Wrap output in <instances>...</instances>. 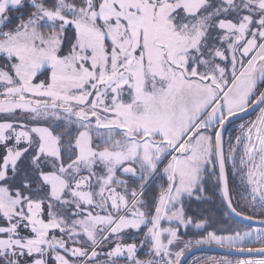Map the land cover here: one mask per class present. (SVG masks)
I'll use <instances>...</instances> for the list:
<instances>
[{"label": "snow or ice", "instance_id": "obj_1", "mask_svg": "<svg viewBox=\"0 0 264 264\" xmlns=\"http://www.w3.org/2000/svg\"><path fill=\"white\" fill-rule=\"evenodd\" d=\"M215 199L264 225V0H0V264H264Z\"/></svg>", "mask_w": 264, "mask_h": 264}, {"label": "water", "instance_id": "obj_2", "mask_svg": "<svg viewBox=\"0 0 264 264\" xmlns=\"http://www.w3.org/2000/svg\"><path fill=\"white\" fill-rule=\"evenodd\" d=\"M254 115V114H253ZM249 117H245V119H247ZM239 118H237L236 122H239ZM225 210L226 206H224ZM229 217L235 221L236 223H239L240 225H245V224H249L250 222L248 221H243L241 218H237V217H233L230 213H229ZM251 227L254 228H264V225L259 224L257 222H251L250 223ZM199 254H208V255H214V256H222V257H229V258H234V259H239V258H248V255L245 254H240L234 250H229V249H221L218 247H198V248H193L189 253H186V256L184 258L185 264L187 263V261H189L192 257L199 255Z\"/></svg>", "mask_w": 264, "mask_h": 264}, {"label": "rangeland", "instance_id": "obj_3", "mask_svg": "<svg viewBox=\"0 0 264 264\" xmlns=\"http://www.w3.org/2000/svg\"><path fill=\"white\" fill-rule=\"evenodd\" d=\"M239 122H237V124H238ZM231 166V165H230ZM209 201H207V202H204V203H202V204H205V203H208ZM219 202H221V201H219ZM195 203H197L196 205H192V204H194V203H192L191 204V206L189 207V209H188V211H189V213H192V214H194V215H196V216H198V209H199V204L201 203V202H195ZM217 209H218V212H220L222 215L224 214V209H223V205L221 204L220 205V207H216ZM217 211H214L213 212V214L216 216V214L218 213ZM213 219V218H212ZM210 220V223L214 226V227H216L217 229H222L223 227H220L217 223H216V221L213 219V220ZM223 223L222 224H227V222L225 221V217L223 216V221H222ZM219 224L221 225V223L219 222ZM222 226V225H221ZM209 230H211V229H209ZM197 231H200V232H202L203 231V229H200V230H196V229H193V228H191V227H189L188 229H181V232H184L186 235H185V239H188V238H192L193 237V234L195 233V232H197ZM190 234H191V236H190ZM188 236V237H187ZM200 247H216V246H209V245H204V246H200ZM214 258H216V259H218L219 257H214ZM213 259V258H212ZM208 260H211V258H207V257H204V256H202V257H197V258H195V259H193L192 261H190L191 263L190 264H192L193 263V261H200V262H204V261H208Z\"/></svg>", "mask_w": 264, "mask_h": 264}, {"label": "trees", "instance_id": "obj_4", "mask_svg": "<svg viewBox=\"0 0 264 264\" xmlns=\"http://www.w3.org/2000/svg\"><path fill=\"white\" fill-rule=\"evenodd\" d=\"M240 122V121H239ZM237 123V122H236ZM230 131H231V126H230ZM227 135H228V133H226V138H227ZM231 167H230V165H229V169H230ZM237 185H238V182H237ZM232 194H233V197H236V198H238L239 196L237 195V190H235V188L233 189V192H232ZM220 200L219 199H215V200H210L208 203H210V204H215V203H218ZM197 203H194V204H192L193 206L194 205H196ZM218 212V211H217ZM190 215H193L192 213H189ZM214 216V220L216 221V223L218 224V225H220L219 224V222L221 223V225H220V227H225V226H235L236 225V223L234 222V221H232V220H229V222H228V225L226 224H222V221H223V216L221 217V214H220V212H218L217 214H216V216L215 215H213ZM220 218V219H219ZM212 219V218H211ZM213 220V219H212ZM242 227V226H241ZM190 236H191V234H190ZM188 237V236H187ZM202 256H204V257H207V258H213L214 259V257H219V258H221L222 256H213V255H208V254H199V255H197V256H194V257H192L186 264H190L191 262L190 261H192L193 259H195V258H197V257H202Z\"/></svg>", "mask_w": 264, "mask_h": 264}, {"label": "flooded vegetation", "instance_id": "obj_5", "mask_svg": "<svg viewBox=\"0 0 264 264\" xmlns=\"http://www.w3.org/2000/svg\"><path fill=\"white\" fill-rule=\"evenodd\" d=\"M248 119V118H247ZM232 127V126H231ZM231 167V166H230ZM236 190V189H235ZM234 199L235 200H239V197L238 198H236V197H234ZM220 205H221V202H218V203H215V204H210V203H205V204H202V203H200L199 204V209H198V216H203V212H208V214H209V220H211V218L213 217V212L214 211H218V209L216 208V207H220ZM241 206H243V203L241 202ZM223 209H224V213L226 212V210H225V208H224V206H223ZM246 211H248L247 209H246ZM221 214V213H220ZM222 216H224L225 217V221L227 222V225H228V222H229V220H232L229 216H225L224 214L222 215L221 214V217ZM220 219V218H219ZM233 221V220H232ZM235 222V221H234ZM236 223V222H235ZM237 224V223H236ZM220 226V225H219ZM240 226H242L243 227V225H240ZM252 228H254V227H252ZM256 246H259V245H256ZM214 256V255H213ZM230 259H234V258H230ZM188 262V261H187ZM193 264V263H192Z\"/></svg>", "mask_w": 264, "mask_h": 264}]
</instances>
